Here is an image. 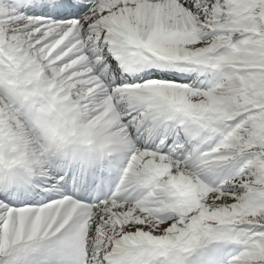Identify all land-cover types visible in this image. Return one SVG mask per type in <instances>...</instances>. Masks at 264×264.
I'll return each mask as SVG.
<instances>
[{
	"label": "snow or ice",
	"instance_id": "1",
	"mask_svg": "<svg viewBox=\"0 0 264 264\" xmlns=\"http://www.w3.org/2000/svg\"><path fill=\"white\" fill-rule=\"evenodd\" d=\"M0 264H264V0H0Z\"/></svg>",
	"mask_w": 264,
	"mask_h": 264
}]
</instances>
